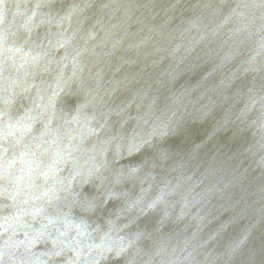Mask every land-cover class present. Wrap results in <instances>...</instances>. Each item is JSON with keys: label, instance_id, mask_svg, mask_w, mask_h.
Returning <instances> with one entry per match:
<instances>
[{"label": "water", "instance_id": "obj_1", "mask_svg": "<svg viewBox=\"0 0 264 264\" xmlns=\"http://www.w3.org/2000/svg\"><path fill=\"white\" fill-rule=\"evenodd\" d=\"M0 264H264V0H0Z\"/></svg>", "mask_w": 264, "mask_h": 264}]
</instances>
